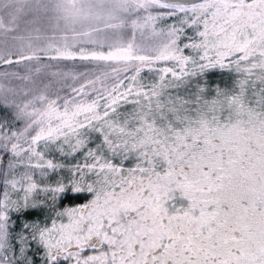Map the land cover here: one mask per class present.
<instances>
[{"label": "snow or ice", "instance_id": "6c2138e0", "mask_svg": "<svg viewBox=\"0 0 264 264\" xmlns=\"http://www.w3.org/2000/svg\"><path fill=\"white\" fill-rule=\"evenodd\" d=\"M0 264H264V0H0Z\"/></svg>", "mask_w": 264, "mask_h": 264}]
</instances>
